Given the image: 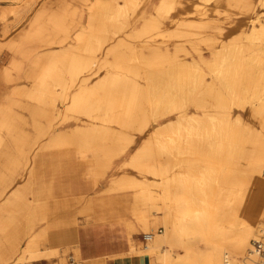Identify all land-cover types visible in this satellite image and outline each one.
<instances>
[{
  "label": "bare ground",
  "instance_id": "6f19581e",
  "mask_svg": "<svg viewBox=\"0 0 264 264\" xmlns=\"http://www.w3.org/2000/svg\"><path fill=\"white\" fill-rule=\"evenodd\" d=\"M80 1L87 4L82 7L83 9L70 7L69 2L57 5L56 9L53 7L56 6L54 4L47 5L31 19L29 28L27 29L26 26L19 34L26 37L40 35L41 31L36 33V28L33 27L44 23L46 25V29L43 30L45 31L44 36L49 35V42L64 44L70 39L71 32L74 31V39L78 44L53 55L34 57H31L32 54L26 51L22 45L18 46L14 51L15 69L20 70L24 63H28L29 67L24 77L32 79L35 86L33 89H22L16 91V94H12L30 98V102L17 103L16 106H21L33 114L47 115L48 112L42 105L63 103L68 98L70 90L78 83L80 91L74 98L77 110L92 104L93 97H96L98 93H102L106 97L108 100L106 102L107 109L113 115L111 123L116 122L119 127L122 125L126 129L99 127L89 129L88 132L93 134L97 132L104 138H115L116 144L120 145V149H123L116 155H129L130 164L134 165L133 167L136 169L140 168L146 177V181L138 182L143 186V189L141 192L133 194V217L128 218L129 220L125 222L131 254L145 256L148 259V264H190L194 247L189 240L197 237L201 244L208 246V250L202 254V264H258V258L249 254V240L251 236L255 238L259 234L263 223L260 220L264 217V176L261 169L262 164H260V162H264V133L260 135L255 128L256 123L260 122L256 110L262 112L264 118V101L255 110L248 98L255 97L259 91L264 90L263 17L256 14L257 16L252 19L254 26L250 31L243 32L247 43L240 42L237 37V42L233 43L229 50L224 47H216L212 39L203 36L204 28L190 23L189 26L182 27L180 34L184 38L182 41L168 40L164 45V50H158V52L155 50L143 61L137 60L141 72L142 69L143 72L146 70L142 67L162 70L163 68L166 70L179 69L180 77L177 80L180 88L174 110L181 114L179 117H182L181 124L184 130L180 140L182 153L180 161L182 163L179 169H175L171 166L163 167L161 159H153L146 153L149 142H144L136 150V153L130 156L132 154L128 152V146L135 141L132 142V139L134 136L144 135L146 130L143 116L149 115L146 101L150 98L147 79L141 78L133 66H127L128 56L119 51L118 45L109 49L112 53L117 52L116 61L112 63H108L105 61L107 59H102L98 54L99 51H103L105 43L116 41L114 35L118 26L116 18L121 13L128 14L126 7L131 5L134 0H95L92 4H89L90 0ZM176 1L161 0L160 10H164V13L161 12L164 19L175 7ZM240 1L242 0H218L217 2L219 4L226 2L229 6L239 8ZM260 4L264 8V0H260ZM198 14L204 16L202 11ZM156 19L152 18L153 21L147 28L149 33L152 32L151 35L160 25ZM84 21L91 25L89 33L78 29L83 26ZM75 27L78 29L77 31L74 30ZM162 34H158V36ZM203 45L206 46V49L214 50L212 61L203 56ZM246 51L249 52L247 56L244 55ZM180 52L193 57L198 55L200 59L211 66L228 90L227 95L218 91L216 97L224 100L230 97L233 100L225 103L226 109L220 110L217 104H212L209 109H206L205 114L220 112L229 114V119L220 126L221 144H217L216 147L221 149L216 150L220 152L221 156L214 162L215 167L212 169H215V172H211V168L199 166L201 162L210 163V161L204 158L206 154L204 149L207 145L203 140L204 135L199 133L200 130L196 131L188 124V116H191L190 106L196 96L188 94L187 85L194 83L189 74L192 68L189 61L180 56ZM136 57L139 58V56ZM101 70H106V75L96 82L97 85L94 84L96 86L92 91L88 90L86 86L89 79L80 82L81 73L96 71L99 74ZM18 77L3 78L0 82L2 84L0 89L5 90ZM57 84L63 88L61 94L56 91ZM8 93L2 94L4 99L10 100L12 95ZM197 105L205 107L203 103L197 102ZM0 106L2 107L1 114L5 109H12V106L7 103L0 104ZM248 111L250 112L249 120H246L243 118V114ZM13 113L14 117L11 120L16 121L14 118L18 112L13 110ZM155 113L158 115L163 111L158 110ZM201 115L203 114L196 113L192 116L196 118ZM69 120H73V117H69L67 113L63 118H58L57 113L54 112L52 123H49L48 128L44 129L40 125L34 136L27 139V142L25 136H22L23 129L20 125L11 124L10 119H8V123L0 125V132H3L6 126L7 129H12L10 134L16 135L10 138L13 143L8 141L9 138L0 135V264H9L12 261L15 264H24L22 260L24 261L25 257L21 258L18 255V247L25 240L28 232L30 235L26 239V246L32 252L37 251L39 245L52 250L67 242L78 245L76 214L83 213L90 218L92 216L93 202L91 200L80 203V209L73 213L70 212L71 209L74 208V205L78 206L73 200H58L53 203L35 202L32 198V186L36 182L33 166L30 163L32 160L29 162L31 167L27 166L30 168L29 179L20 182L14 186L15 189L10 190L17 181L19 168L22 164L28 165L27 160L21 156V153L24 154L26 151L24 149L26 143L36 153L47 149L73 147L76 157H78L77 160L86 162L89 161L94 150L103 148L101 143L75 142L68 138L63 131L65 125L70 122ZM77 121L84 120L77 118ZM81 126H78L79 131H81ZM14 131H17V134L13 133ZM42 138H45L43 143L41 142ZM236 145L239 148L237 150L234 149ZM239 152L240 156L243 155L244 158L249 159L248 161L253 158L251 164L254 165L250 171L240 172V175L235 179V181L240 180V182H235L236 185H240V188L244 184L251 185L247 194L244 195L240 192L242 198L250 199L251 202L231 208L228 217L223 219L221 212L225 196H222V199L221 197L218 199V196L222 194L223 188L226 189L236 170L229 164L228 156L236 155ZM106 154L104 151L102 157H109ZM140 154L144 156L146 154V157L140 159ZM102 157L89 163L92 165L87 169L85 177L92 173L97 162L98 164L100 162L101 165L105 164ZM153 165L156 167H152ZM187 165L191 171L185 168ZM8 167L12 170L10 175H6L2 171ZM151 168L154 170H149ZM142 169L144 170L142 171ZM13 174L15 176L12 177ZM149 176L159 177L162 182L153 181ZM117 185V181L112 182L110 189L114 191ZM170 185L173 187L169 189ZM255 185H260L259 190L254 188ZM161 186L163 189L158 192L155 188ZM40 223H43V226L39 231H36L35 228ZM159 226L164 229L159 231ZM138 230H153L144 233L150 235V238L143 247L137 244L135 236ZM49 244L52 245V248L49 247ZM36 253L37 256H42V252Z\"/></svg>",
  "mask_w": 264,
  "mask_h": 264
},
{
  "label": "rangeland",
  "instance_id": "374dc122",
  "mask_svg": "<svg viewBox=\"0 0 264 264\" xmlns=\"http://www.w3.org/2000/svg\"><path fill=\"white\" fill-rule=\"evenodd\" d=\"M92 1V2H91ZM95 0H90L89 4H92ZM152 0H134L131 5L126 7V13L128 14H120L118 16V26L117 31L115 32L116 41L111 43H105L103 51H99L98 53L102 59H107L108 63H112L116 61L115 55L117 52H110L109 49L113 47L114 45L119 46V51L121 53L127 54L128 56V64L127 66H133L137 72H139L141 78L147 79V85L149 87V94L150 98L146 101V106L149 108V115L146 117L143 116V119L145 120V134L140 136H134L132 139V142L134 143L130 144L128 146V152H130V156H133L136 153V150L140 148L144 144V142H149V146L147 148V154H149L153 159L159 158L161 159V163L163 167L171 166V168L179 169L180 164L182 163L180 159L182 158V153L180 150V140L182 131L184 128H182V117H179L181 114L177 113L175 109V105L178 101V91L180 88V84L177 80L178 77H180V74L178 72V68H170V69H156L151 67H142L146 68L145 72H142L139 70L141 69L139 66V63L137 60L143 61L145 58L150 56V53L158 52V50H164L165 43H167L168 40L180 42L184 38L180 35L182 27H186L184 25L189 26L190 19L192 16H198L200 18H207L208 17V8L206 7L207 4L214 2L219 5L217 2L218 0H201L203 4L201 6H196V13H190L189 11H184L186 9L185 4L187 2H191L192 0H177L174 4L173 10L169 13V16L166 19L174 20L175 23H177V27L174 29H166L163 26L162 21L165 20L163 18L164 10H160L161 8V0L154 6L155 14L149 16V19H147L144 22V25L140 27V24L137 20L141 19L143 17L142 15L144 13L141 12V8L145 4L149 5ZM65 2L70 3V7H77L78 9H83L82 7H85L87 4H85L84 1L80 0H24L22 2L16 1V0H0V82L3 78L11 76V77H17V80L10 83V85L7 86V88L4 90L0 89V104L4 105L5 103L12 106V109H5L2 114L0 113V125L8 123V119H10L11 124L20 125L23 129L22 136H25V140L27 142V139H31L34 134L36 133V130L41 125L44 129L48 128L49 123H52V118L54 112L57 113L58 118H63L65 113L69 117H73V120H69L70 122L65 125V129L63 133H65L68 138H70L72 141H85V142H97L101 143L102 147L101 149L94 150L93 154L89 157V161L87 163V169L91 168V165H89L90 162L96 161L97 158H100L103 156V152L105 151L109 157L103 158L105 161V164L101 165L100 162L95 164V168L92 171L91 174L87 178H92L95 183H97L99 180L104 179V177L107 175L108 171L113 170L114 174L112 176H109L108 178L112 179V182L115 181L118 182V185L115 186V191H124V190H130L134 193L141 192L143 189V186L138 182L146 181V177L142 174L140 168L136 169L130 164V160L128 159L127 164L124 168H117L113 169L116 160L118 157L120 161L125 158L123 155L117 156L116 153H119L123 149H120V145L116 144L115 138H104L103 135H98L97 132L95 134L89 133V129L93 128H99V127H106L110 129H117L122 128L126 129L122 125L119 127L116 122L111 123V118L113 115H111L107 109L106 102L108 100L106 97L102 95V93H98L96 97H93L94 100L92 104H89V106H85L82 109L77 110L75 107V95L80 91L79 89V83L75 85L68 95V98L63 103H46L45 105H42L47 110V115L42 114H36L31 113L29 110L23 109L21 106H16L17 103H28L30 102L29 97H22L19 95H12L16 94V91L22 90V89H33L35 86V83L32 79H27L24 77L25 72L27 68L29 67L28 63H24V66L22 69L17 70L15 69L16 63H15V56L14 51L15 49L22 45V47L30 52L33 56L37 55H47V54H56L58 52L70 49L72 46L77 45V40L74 39L75 33L74 31L71 32V37L68 39L67 42L64 44L60 43H52L49 42L50 38L48 36H44L45 31H43L45 28V24H40L39 26L36 25V33L38 31H41L40 35L33 36V37H26L24 35H19L27 26V29L29 28L28 25L31 22V19L36 15L37 12L47 7V5L54 4L56 6H53L54 9L57 8V5L64 4ZM84 2V3H83ZM83 3V4H82ZM145 3V4H144ZM153 4L156 3V0L152 1ZM151 3V4H152ZM227 4L226 2H222L220 4ZM228 5V4H227ZM229 6V5H228ZM230 7H237V6H230ZM241 10H247V4L246 0L240 1V7ZM182 11V12H181ZM202 11L204 16H200L198 13ZM161 12H163L161 14ZM119 14V13H118ZM146 17V16H145ZM157 18L156 21L160 23L159 27L154 30V34L152 32H148L147 28L149 27V23H151L153 20L152 18ZM174 17H178L174 19ZM262 19H264V13L262 14ZM136 20V21H135ZM82 23V22H80ZM89 22H83L80 26L79 24V30H84V32L89 33L91 29V25H88ZM193 25H196L195 23H192ZM254 26V25H253ZM252 26V27H253ZM140 27V28H139ZM49 28V27H48ZM76 27L74 30H78ZM246 32V31H245ZM163 33V34H162ZM176 33L175 35H173ZM158 34H162L161 36H158ZM151 35V36H150ZM204 36V34H203ZM239 37L240 42L247 43L245 34L242 32L241 34H238V36H235L234 38L230 39L229 41H221L219 39L210 38L212 39L216 47L218 48H226L227 50L230 49V47L233 45V43H236V39ZM209 38V37H208ZM202 49H206V46L203 45ZM216 50V49H215ZM212 58H213V51L212 49L209 50ZM203 53V52H202ZM181 57L185 58L189 61V65L191 66L190 70V78L194 82L191 85H187V91L189 95H195L196 97L192 100L191 106H190V113L191 116H188V124H190L191 128H195L196 131H199L200 134L204 135L203 140L205 142L206 147L204 149L205 157L207 158L210 163H199L200 167H207L214 168V162L217 158L221 156L220 152L216 149H221L216 147L217 144L220 143V136L222 134L220 130V126L226 122L229 119V114L220 112L218 114L214 113H206V109H209V107L212 106V104H217L219 109L221 110L226 109L227 105H225L228 101L232 98L227 97L225 100L216 97L218 94V91H222L224 94H228V90L225 88L224 83L220 80L219 75L214 73V70L211 66H209L207 63H205L198 55L197 57H193L191 55H186L183 52L179 53ZM245 56L249 55V52L246 51L244 53ZM136 56H139L137 58ZM207 56H205L206 58ZM210 58H206L211 60ZM181 60V59H180ZM213 60V59H212ZM211 60V61H212ZM165 69V70H164ZM203 73V74H202ZM37 74V73H36ZM38 75V74H37ZM106 75V70H101L99 74L96 73V71L93 72H86L80 74V82L83 80L89 79L88 83L86 84L87 89L92 91V89L97 85L96 82H98L99 79H101L103 76ZM142 80V79H141ZM94 84H96L94 86ZM0 86L2 84L0 83ZM219 87V89H218ZM56 91L58 93L63 92V88L60 85H56ZM9 92V93H8ZM2 93H8L9 95H12V98L10 100L4 99ZM2 94V96H1ZM16 96V97H15ZM248 101L252 103V107L255 108L264 101V90L262 89L257 93V96L255 97H249ZM197 102L205 104L204 106L197 105ZM18 105V104H17ZM38 109V106L36 107ZM0 110H2V107L0 106ZM13 110H17V116L13 119L14 113ZM161 110L163 111L162 114H156L155 112ZM65 112V113H64ZM152 112V113H151ZM62 113L61 115H59ZM203 114L201 116H192L193 114ZM237 113V111H235ZM258 120L260 122H257V128L259 134L264 133V118L262 117V112H258L256 110ZM250 112H244L243 118L246 120H249ZM23 116V118H22ZM235 116V115H234ZM232 116L233 119L235 117ZM78 119H83L84 121H77ZM4 119V121H2ZM60 120V119H58ZM3 122V123H1ZM15 122V123H14ZM82 125L81 131L78 130V126ZM11 126V125H10ZM12 132V129H3V132H0V135L5 136L6 138H9L8 141L10 143H13V140L10 139L13 136L10 134ZM19 132V131H18ZM81 132V133H80ZM13 133L17 134V131H14ZM83 137V138H81ZM12 140V141H11ZM15 141V140H14ZM41 142H45V138H42ZM212 142V143H211ZM214 143V144H213ZM211 144V145H209ZM215 145V146H212ZM236 145L235 150L239 149ZM24 154L21 153V156H23L27 162L28 165L22 164V166L17 171V181L25 182L29 179V169L28 167H31L30 163H32L31 160L38 154L35 152L34 149L29 148L27 146V143L24 145ZM233 151V148L231 149ZM145 156L140 154V159H144ZM241 157V158H240ZM229 158V164L231 166H234L236 168L234 172V177L231 179V181L228 182V185L226 186V189H222V194L218 196V199H222V196H225V202H223V210L221 212V218L226 219L228 217V214L230 212V209L235 207L236 205H244L247 203H250V199H245L244 197L240 195V192L242 194H247L248 190H250V184L249 185H242L240 188V185H236L235 182H240L239 179H236L238 175H240V172H249L250 168L252 167V159L248 161L249 159L244 158L243 155L240 156V152L236 155L230 154L228 156ZM31 161V162H30ZM30 162V163H29ZM94 164V163H93ZM262 164V174L264 176V162H260ZM12 166V165H11ZM28 166V167H27ZM152 167H156L153 165ZM9 168V167H8ZM4 168L2 171L6 175H10L12 170L9 168ZM26 168V169H25ZM190 170L187 165L185 167ZM144 169H142L143 171ZM151 171L154 170V168L149 169ZM191 171V170H190ZM16 172V171H15ZM211 172H215V169H212ZM15 176L14 174L12 177ZM151 180H155L157 182H162V179L155 176H149ZM15 183V184H16ZM14 184V185H15ZM11 186V191L15 189V187ZM17 185V184H16ZM15 185V186H16ZM173 185H170L168 188H172ZM254 188L256 190H259L260 185H255ZM158 192H161L163 187H156ZM238 194V195H237ZM81 199L74 201L80 202ZM76 203V205L78 204ZM75 207V205H74ZM79 217H85L86 221H90V217L85 216L83 213L76 214V223L77 226L82 225L80 223ZM129 220V219H126ZM264 221V217L260 220V222ZM43 226V223H40L35 228L36 231H39L41 227ZM164 228L161 226L158 227L159 231H162ZM143 231L144 233L152 232L153 230H138L136 233V239L137 244L140 247H143L147 244V241H144L143 238L140 240L138 238L140 232ZM29 233V232H28ZM26 235L25 240L19 245L18 247V255H20L22 260V263L24 264H37L41 260H43L46 264H58L60 262H64L63 255H62V249L64 247L73 246V243L67 242L59 245L56 249H46L45 246L39 245V249L37 251H29L26 246V242L30 235V233ZM254 236L250 237L249 240V246L251 239H253ZM193 244V255L192 260L190 264H202V254L208 250V246L205 244H201L197 237H193L189 240ZM67 244V245H66ZM52 245L49 244V247ZM52 248V247H51ZM42 250V251H40ZM36 252H42V256L36 255ZM54 260H59L58 262H55ZM20 262V260H18ZM14 261L10 262L9 264H15Z\"/></svg>",
  "mask_w": 264,
  "mask_h": 264
},
{
  "label": "crops",
  "instance_id": "0c3cea01",
  "mask_svg": "<svg viewBox=\"0 0 264 264\" xmlns=\"http://www.w3.org/2000/svg\"><path fill=\"white\" fill-rule=\"evenodd\" d=\"M159 1L156 0L155 4L149 5L144 3L145 5L141 8L143 17L137 20L140 27L149 19V16L155 14L154 6ZM202 4L201 0L187 2L183 12L196 13V6L199 7ZM246 4L248 9L241 10L224 3L218 5L211 2L206 5L209 10L207 18L192 16L190 21L204 28L205 37L229 41L244 31H250L253 26L252 19L264 13L260 0H246ZM176 18L178 17H174ZM162 23L166 29L171 30L178 25L171 19H165ZM209 50L208 48L203 50L204 57L212 58ZM76 156L73 147L47 149L39 152L31 163L36 181L32 186V198L35 202L53 203L58 200L81 199L79 203L76 202L79 207H74L75 210L71 209L72 213L79 210L85 201L93 202L90 221L87 222L85 217H79L82 225L78 226V245L64 247L62 249L64 258L61 259L64 262L58 264H148L145 256L130 253V241L125 222L126 219L133 217V191L117 192L110 189L112 179L108 177L114 174L113 170L108 171L104 179L97 183L92 178L85 177L87 163L84 160H77ZM123 156L125 158L122 161L119 160L122 156L117 158L113 169L127 168L124 166L127 164L129 155ZM19 183L20 181L16 184ZM143 234L144 232L141 231L138 236L140 240ZM37 264L46 263L41 260Z\"/></svg>",
  "mask_w": 264,
  "mask_h": 264
},
{
  "label": "built area",
  "instance_id": "2783aa9c",
  "mask_svg": "<svg viewBox=\"0 0 264 264\" xmlns=\"http://www.w3.org/2000/svg\"><path fill=\"white\" fill-rule=\"evenodd\" d=\"M142 238L147 241L150 235L143 234ZM249 254H253L258 258V264H264V221L259 234L251 239Z\"/></svg>",
  "mask_w": 264,
  "mask_h": 264
}]
</instances>
